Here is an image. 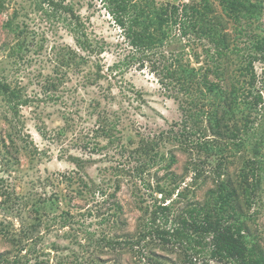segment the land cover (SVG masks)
Listing matches in <instances>:
<instances>
[{"label": "rangeland", "instance_id": "374dc122", "mask_svg": "<svg viewBox=\"0 0 264 264\" xmlns=\"http://www.w3.org/2000/svg\"><path fill=\"white\" fill-rule=\"evenodd\" d=\"M211 1L228 33V56L218 57L208 39L193 32L182 36L178 29L164 45L137 52L102 0H66L103 47L90 53L78 48L69 19L59 11L37 0H0V79L16 93L12 102L0 93V264H141L134 252L100 239L136 240L149 216L144 210L164 200L157 185L172 191L165 204L171 203L174 215L206 201L216 185L221 157L196 144L214 137L207 117L195 125L187 115L194 107L190 97L179 86L163 85L165 67L177 59L201 68V73L209 71V79L228 91L233 85L239 88L237 120L241 127L247 125L249 139L243 149L225 152L229 158L223 177L240 178L256 141L264 159V102L254 103L258 92L264 98V61H255L254 78L244 70L241 57L250 51L252 38L264 37V0H252L261 5L259 15L241 22L226 16L217 0ZM75 50L80 55L72 61ZM218 69H225L223 77ZM13 103H18L15 109ZM99 113L119 120L120 139L112 145L96 135ZM185 121L194 128L185 130ZM199 128L209 130L208 135L189 132ZM143 141L156 145L160 155L155 160L134 157ZM94 143L102 146L99 151L93 150ZM171 154L176 156L170 168L174 180L164 167ZM70 155L84 166L79 168ZM92 184L104 194L89 192ZM42 201L45 206L37 212ZM243 207L247 232L264 249V180L256 202ZM62 211L55 221L53 216ZM40 217V226L26 239L25 228ZM162 243L152 244L161 261L186 264L177 244Z\"/></svg>", "mask_w": 264, "mask_h": 264}, {"label": "trees", "instance_id": "16d2710c", "mask_svg": "<svg viewBox=\"0 0 264 264\" xmlns=\"http://www.w3.org/2000/svg\"><path fill=\"white\" fill-rule=\"evenodd\" d=\"M37 1L47 4L53 11H59V16L64 20L69 19L68 26L79 49L90 53L102 52L103 47L99 41L87 33L80 15L75 12L72 3H68L66 0ZM217 1L225 15L237 22L256 18L261 8L259 3L252 0ZM102 2L116 23L124 29L129 43L137 52L145 54L164 45L171 37L173 30L178 29L182 36L193 32L200 38L208 39L215 46L218 57L229 55L231 45L227 41L228 33L224 32L222 21L215 16V8L211 0H189V2L182 3L159 2L157 0H102ZM79 55L78 50L73 51L71 60L76 61ZM241 57L246 61L244 70L255 78V61H264V37L252 38L250 51L241 54ZM200 70L201 68L177 59L175 63L165 67L167 81L162 80V82L166 88H170L171 85L179 86V90L190 97L189 102L194 107L188 110L187 115L188 118L196 122L195 125H199L202 116L207 117L208 128L214 137L208 141L199 139L196 144L209 153L218 154L221 157L217 169L216 185L208 191V197L201 205L192 204L186 209V213L177 215H174L170 202L165 204L166 199L169 198L167 196H171L172 191L157 185L164 200L157 203L154 208L144 210L149 216L143 223L139 232L140 236L136 240L127 238L112 241L102 237L100 241H104L108 246L114 248H117L116 244H118L129 249L139 257L141 264H169L159 259L160 256L153 250V242L177 244L185 255L186 264H195L197 260L203 263L217 260L232 264H264V249L258 240L253 236L250 237L247 232L245 222L248 215L243 207L244 205L251 207L256 202L258 190L262 188L264 159L260 141L253 143L252 155L244 159L245 165L242 167L240 178L237 181L229 176L223 177L225 174L223 165L228 163L229 158L225 152L231 150L233 153L234 150L243 149L247 145L249 132L246 128L247 125L241 127L237 120V113L240 110L239 88L233 85L232 89L228 91L221 83L209 79V71L201 73ZM215 72L220 77L226 73L225 69L220 72L218 69ZM0 93L6 96L10 102L16 94L10 85L2 82L1 79ZM261 102H264V98L262 93L258 92L255 95L254 103L258 105ZM17 105L18 103H13L11 108L15 109ZM98 116L99 126L96 135L106 137L109 144L112 145L120 139V137H116V133L119 131V120L114 119V121L109 116L100 113ZM186 122L185 130L194 128L187 127ZM209 130L199 128L189 132L191 134L202 132L207 136L208 134L205 133ZM94 144L93 150L99 151L102 146L97 147L96 143ZM155 149L154 142L143 141L136 147L134 157L140 159L146 156L148 160L153 161L160 155L159 151H155ZM70 160L75 162L79 168L85 164L80 163L81 160L73 155H70ZM175 162L176 156L171 154L164 164L167 169L166 175L173 180L176 178V174L170 168ZM82 184L83 187H87L85 181H82ZM97 191L104 194V190L95 187V184L89 186V192L92 194H96ZM80 192L82 193V190ZM44 202L40 203L37 212L44 208L45 205H42ZM114 205L117 209H122L118 202H114ZM47 213H45V217ZM62 214L64 211L58 216H53L54 220L59 221ZM41 222L40 217L25 228L26 239H31V233L33 234V230L38 228ZM62 224L65 226V222ZM8 240L15 242V238L11 236L8 237ZM1 256L3 255L0 254ZM8 258L6 257L5 260L8 261ZM15 260H17L16 255L13 257V261Z\"/></svg>", "mask_w": 264, "mask_h": 264}]
</instances>
